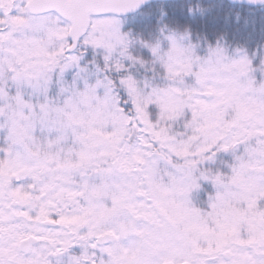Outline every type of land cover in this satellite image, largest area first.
<instances>
[{
  "label": "snow or ice",
  "instance_id": "snow-or-ice-1",
  "mask_svg": "<svg viewBox=\"0 0 264 264\" xmlns=\"http://www.w3.org/2000/svg\"><path fill=\"white\" fill-rule=\"evenodd\" d=\"M0 264H264V0H0Z\"/></svg>",
  "mask_w": 264,
  "mask_h": 264
}]
</instances>
